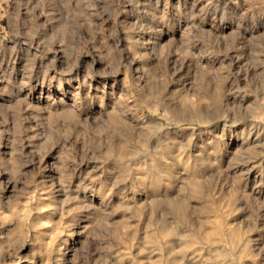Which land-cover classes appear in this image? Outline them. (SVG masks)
I'll return each instance as SVG.
<instances>
[{
    "label": "rangeland",
    "instance_id": "1",
    "mask_svg": "<svg viewBox=\"0 0 264 264\" xmlns=\"http://www.w3.org/2000/svg\"><path fill=\"white\" fill-rule=\"evenodd\" d=\"M0 264H264V0H0Z\"/></svg>",
    "mask_w": 264,
    "mask_h": 264
}]
</instances>
